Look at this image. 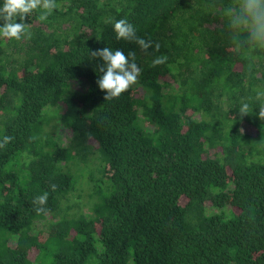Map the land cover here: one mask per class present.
<instances>
[{
    "label": "trees",
    "instance_id": "1",
    "mask_svg": "<svg viewBox=\"0 0 264 264\" xmlns=\"http://www.w3.org/2000/svg\"><path fill=\"white\" fill-rule=\"evenodd\" d=\"M56 2L25 19L31 40L0 38V264H264V50L230 27L237 0ZM122 18L146 53L115 39ZM105 47L142 70L118 100L89 56ZM79 177L93 187L74 197Z\"/></svg>",
    "mask_w": 264,
    "mask_h": 264
},
{
    "label": "clouds",
    "instance_id": "2",
    "mask_svg": "<svg viewBox=\"0 0 264 264\" xmlns=\"http://www.w3.org/2000/svg\"><path fill=\"white\" fill-rule=\"evenodd\" d=\"M58 7L56 0H3L0 6V38L7 40H31L33 33L24 23L25 19L34 12H38L41 22L47 21L53 11ZM19 19L20 22H16ZM111 22V21H108ZM229 23L237 36H243L244 43L253 49L264 50V0H237L236 7L229 9ZM115 39L120 41L134 42L141 51L147 52L152 47V41L145 40L137 35L136 28L127 19H119L113 23ZM246 33V35H244ZM99 39V38H97ZM155 49H159L157 43ZM90 58L99 57L103 63L98 65L97 70L102 73L96 83L98 88L105 92L104 100H118L125 92L139 82L141 68L136 63V53L129 51L125 54L122 50H113L110 47L97 49L89 53ZM166 61L165 56H159L152 60L151 66L156 67ZM256 100L260 101L258 118L264 120V90L256 89ZM252 106L242 101L238 109L241 116L250 114ZM14 137L3 136L0 138V149L12 142ZM52 191L55 185H50ZM47 191L33 198L32 203L36 206L35 211L41 214L47 211Z\"/></svg>",
    "mask_w": 264,
    "mask_h": 264
},
{
    "label": "rangeland",
    "instance_id": "3",
    "mask_svg": "<svg viewBox=\"0 0 264 264\" xmlns=\"http://www.w3.org/2000/svg\"><path fill=\"white\" fill-rule=\"evenodd\" d=\"M17 55L21 56L22 54L18 53ZM85 88H86L85 83L83 81H78V82H73L71 84V88L69 89V91H70V94H72V92L76 90L78 92H74V94L77 95L79 92L84 91ZM57 125H58L57 128H56L57 137L62 143L66 144L67 141L69 139H71V137H72L71 130L69 128L61 125V123L58 122V121H57ZM242 129L245 132H247V133H250V134L254 133V128L253 127H248L247 125H243ZM78 180H79V182H78V185L76 187V190H75V193H74V197H78L80 194H83L84 196L87 195L88 190H90L93 187V182L88 183L89 179L87 180L86 177H79ZM84 198L85 197H82V199H84ZM184 201H185V199L182 198L181 202L183 203ZM35 255H36V250L32 249L30 251V253H29L30 259H34Z\"/></svg>",
    "mask_w": 264,
    "mask_h": 264
}]
</instances>
